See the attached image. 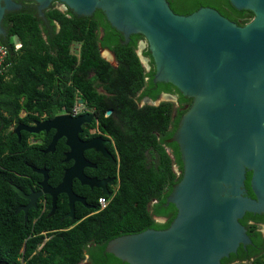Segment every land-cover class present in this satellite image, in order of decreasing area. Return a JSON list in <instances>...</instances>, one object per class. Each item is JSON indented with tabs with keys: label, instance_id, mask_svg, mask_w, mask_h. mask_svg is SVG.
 <instances>
[{
	"label": "trees",
	"instance_id": "trees-1",
	"mask_svg": "<svg viewBox=\"0 0 264 264\" xmlns=\"http://www.w3.org/2000/svg\"><path fill=\"white\" fill-rule=\"evenodd\" d=\"M168 1L177 14L189 15L201 7H212L241 26L255 16L252 10L237 9L230 0ZM36 13L27 7L7 11L3 19L7 36L0 35L1 44L14 46L13 37L23 43L18 53L12 49V66L0 75V261L79 264L89 254L93 264H130L106 248L116 237L151 228L166 229L175 219L178 209L168 197L182 179L184 168L179 144L168 140L192 99L172 83L154 82L151 52L146 54L151 57L153 68L147 72L136 51L143 34H133L129 43H122L123 34L110 24L103 10L97 9L91 16H78L72 9L68 13L50 9L47 21ZM73 42L82 43L80 62L70 52ZM101 46L115 50L119 69L101 56ZM98 80L106 93L98 91ZM162 92L177 94L178 104L169 100L159 105H140L145 96L156 100ZM78 96L96 109L101 130L116 139L120 161L110 171L117 183L112 189L114 195L100 190L94 199L97 209L101 196L109 199L107 207L88 216L90 210L81 207L77 218L80 222L75 226V221L64 220L67 205L62 199L55 215L46 212L40 216L42 207L31 208L25 220L24 212L16 211L27 200L12 184L27 191L38 184L42 175L31 164L46 166L50 183H59L66 146L59 141L54 152L46 153L52 133L43 142L31 144L29 138L33 134L25 131L20 140L12 127L40 119L44 113L53 118L64 109L72 112ZM109 109L113 112L107 116ZM251 176L250 171L246 188L248 195L255 197ZM156 217H165L167 221L160 223ZM240 221L252 243H258L257 222H264V214L247 212ZM252 245H248L250 250ZM237 258L241 260L232 264H264V252L232 253L221 264H231L229 260Z\"/></svg>",
	"mask_w": 264,
	"mask_h": 264
},
{
	"label": "water",
	"instance_id": "water-1",
	"mask_svg": "<svg viewBox=\"0 0 264 264\" xmlns=\"http://www.w3.org/2000/svg\"><path fill=\"white\" fill-rule=\"evenodd\" d=\"M34 1L44 15L43 10L54 0ZM60 1L79 16L103 10L111 25L127 38L131 33L144 34L156 63L155 82L172 83L194 99L168 140L179 144L184 168L182 179L168 197L178 209L175 219L166 229L116 237L106 250L130 264H221L240 244L251 242L239 219L247 212H264V0H230L239 10L254 12L255 18L244 26L212 7L177 14L168 0ZM20 8L15 0H0V35L7 36L3 27L6 12ZM92 120L91 114L62 113L17 125L14 132L19 137L22 130L39 134L54 129L45 152H54L65 137L70 148L66 160H75L56 187L49 184L46 167L33 165L44 176L42 190L26 193L12 184L29 200L16 211H24L25 220L30 209L38 207L37 198L43 191L53 197L51 214L59 194L66 193L71 209L68 215L74 219L75 202H85L73 190L74 178L112 195L106 186L109 179L90 178L83 171L85 166H95L85 158L86 149L110 157L103 149L102 137L83 141L79 136ZM250 171L255 197L248 195L246 188Z\"/></svg>",
	"mask_w": 264,
	"mask_h": 264
},
{
	"label": "flooded vegetation",
	"instance_id": "flooded-vegetation-1",
	"mask_svg": "<svg viewBox=\"0 0 264 264\" xmlns=\"http://www.w3.org/2000/svg\"><path fill=\"white\" fill-rule=\"evenodd\" d=\"M15 1H17L18 3L21 4V8L20 9H22L23 7H27L28 9L36 10L37 16L42 18V19H44V20H46V21L48 20L47 19V12L50 9H59V10H61L63 12H66V13H68L69 10L71 9L63 1L54 0V1H52V3L50 4L49 7L45 8L43 10L44 15H41V12L39 10V3L38 2H36L34 0H15ZM95 12H96V10H95ZM254 18H255V16L249 22H251ZM55 24H56V26L58 28L61 27L59 22L56 21ZM50 27H52V26H50ZM50 27H49V30L52 29ZM118 31H120V30H118ZM120 32L124 36V39L122 40V43H124V44H127V43L130 42L131 37H132L133 34H139V33H131L129 38H127L122 31H120ZM104 34H105L104 30L101 29L100 30V36L103 37ZM74 44H77L78 46H76V50H74V52H73L72 51V46ZM77 48H79V51L77 50ZM136 51H137V54L140 57L142 65L145 67V70L147 72H149L153 68V64H152V61H151V57L146 54L147 51L151 52V49H150V43H149L148 39L146 38V36L144 34H143V37L138 41V44L136 46ZM70 52L73 55H75L78 58V61L80 62L81 54H82V43L81 42H73L72 45H71V48H70ZM100 54H101V56L103 58H105L107 61H109L115 69H119V67L121 65H120V62L117 59V55H116L115 50L101 46ZM151 55H152V52H151ZM152 57H153V55H152ZM153 61H154V66H155V73H154V78H153V80H154L155 79V74H156V63H155L154 57H153ZM91 75L93 77L95 75V73H92ZM154 82H155V80H154ZM157 82H161V81H157ZM96 83L98 84V85H96L98 91L106 93L105 88L100 84L101 81L98 80V81H96ZM165 83H168V82H165ZM162 96H167V98L159 101ZM184 96H186V95H184ZM186 97L191 98L189 96H186ZM191 99H192V101H191L190 105L188 106V104H186L188 106V109H189V107L192 105V103L194 101L193 98H191ZM169 100L175 102L176 104H178V95L177 94H173V93H169V92H162L160 97L158 99H156V100H154V99H152V98H150L148 96H145L139 102H140L141 106H144L146 104L159 105L162 101H169ZM158 101H159V103L157 104ZM109 110H112V111L109 113L108 112ZM109 110L106 113L107 116L111 115L112 112H113V109H109ZM62 113H68V112L64 109V110L60 111L58 114H62ZM22 114H23V112H22ZM25 114H26V112H24V115ZM58 114H56V115H58ZM91 115L93 116L92 122L91 123H87V124H85L83 126V131L80 132L79 136H80L81 140H83V141H89V140H91L93 138H96V137H102L103 141H105L104 145H103V149L110 155V157L105 156L103 152L98 151V150H96L94 148L86 149L84 151L85 158L87 159V161H89L91 164H94L95 166H85L83 171H84V174L86 176L90 177V178H96L98 180L109 179L106 182V186H107V190L112 192V189H115L117 187V183H116L115 176L113 174H111L110 171H111L112 165L115 164V163H118L120 161V156L118 154V150H117V147H116V139L114 138L113 135L109 134L108 132L102 131L100 127H93L92 125H93V123L96 122V120L98 118V115H97L96 111H94V113L91 114ZM46 119H50V118H48V115L46 113H44V115H42L40 117V119H36V120H42L43 121V120H46ZM36 120H34L33 122L25 123V124H34V122ZM20 123H24V122H20ZM17 125L12 127L13 132H14L15 128L17 127ZM92 131H94V132H92ZM23 132H25V130L21 131V136L19 137L20 140L22 139V133ZM26 132H28V131H26ZM55 132L56 131L54 129H51L48 132L47 131H43V132H40L39 134L31 133L33 135L30 136L29 142L31 144H33V143H41V142H43V140L46 137V135H48L50 133H52V138H53V135H54ZM59 141H64L65 146H66V149L63 152V158H62L63 162L65 163L64 170H63V175H62V179H63L66 170L74 165L75 160L74 159H71L69 161L66 160V157H67L66 153L70 150L69 146L66 144V138L63 137ZM181 159H182V157H181ZM32 165L33 164H31V166ZM33 166H36V165H33ZM36 167L43 168V167H46V166H36ZM35 172H37V171H35ZM37 173H39V172H37ZM183 173H184V170H183ZM39 174H41V173H39ZM41 175H42V179L39 180L37 185L28 187L29 191L24 189L26 193H31L33 191L42 190V187L40 186V183L43 180L44 176H43V174H41ZM62 179H61V181H62ZM61 181L59 183L55 184V185L51 184L50 183V174H49V184L52 185L53 187L58 186L61 183ZM73 190L78 196L83 197L85 199V202H80V201H76L75 202V206H74L75 207L74 208V217L75 218L74 219H73V216L68 215L70 210H71L70 209V204H69V196L66 193H60L59 196H58V201H59V199H62L65 202V204L67 205V209H65V212L63 214L64 220L75 221V223L73 225V226H75V225H77L80 222V220H77V218H78V210L81 207L84 208V209L90 210V212L86 216L91 215V214H93V213H95V212H97L98 210L101 209V208L97 209V204L95 203L94 199H95V196L99 193L100 190L102 192L104 190L101 187H91L89 185L82 184L81 181L79 179H77V178L73 179ZM24 199H26V198H24ZM52 199H53L52 195L50 193L46 192V191H43L42 195L38 196V198H37V206L38 207L35 208V209H39L40 207H42L40 216H42L46 212H49V216L55 215L56 210L58 209V202H57V207H56L54 213L51 214L52 208H53ZM26 200H27V202L23 203L21 205L28 204L29 200L28 199H26ZM65 208H66V206H65ZM258 214H264V212L263 213H258ZM86 216H84V217H86ZM28 217H29V215H28ZM159 218H165V217H156V220L158 222H160V223H164V222L167 221V218H165V221L164 220L161 221V220H159ZM241 219H239V221ZM250 222L253 223L252 220ZM240 223H241V221H240ZM256 230L260 233V239L256 240L258 243H252V238L248 234L250 239H251V242L248 243V244H240L238 249H237V251L235 253H237V252H264V241H263V239H264V222H257ZM249 244H253L252 245L253 246L252 250H250L248 248ZM241 247L244 248L243 251L240 250ZM225 258H227V257H225ZM240 260L241 259H239V258L234 259V260L230 259L229 263H231V264L232 263H236V262H238ZM93 263H94V261L92 259H90V255L87 254L85 259L82 260L79 264H93Z\"/></svg>",
	"mask_w": 264,
	"mask_h": 264
},
{
	"label": "built area",
	"instance_id": "built-area-1",
	"mask_svg": "<svg viewBox=\"0 0 264 264\" xmlns=\"http://www.w3.org/2000/svg\"><path fill=\"white\" fill-rule=\"evenodd\" d=\"M13 43H14L13 44L14 46H10L7 44H1L0 43V75L6 74V72L9 71V68L12 66L11 60H9V58L12 54V49L14 50L15 53H18L22 49L23 43L20 40L13 41ZM76 46H78V45L74 44L72 46L73 52H74V50H76ZM79 48H77L78 51H79ZM78 98H81V97L78 96ZM94 110H95L94 108H91L88 105L87 101L79 102V99H78L71 114L73 116H76L78 114H84V113L93 114ZM23 114H24V112H23ZM92 132H94V131H92ZM98 203L100 205V208L104 209L109 204V199L106 198V196H101L98 199Z\"/></svg>",
	"mask_w": 264,
	"mask_h": 264
},
{
	"label": "clouds",
	"instance_id": "clouds-1",
	"mask_svg": "<svg viewBox=\"0 0 264 264\" xmlns=\"http://www.w3.org/2000/svg\"><path fill=\"white\" fill-rule=\"evenodd\" d=\"M19 40V39H18ZM14 41V40H13ZM78 98V97H77ZM79 99V102H81V101H85L83 98H78ZM77 99V100H78ZM77 100H76V102H77ZM76 104V103H75ZM74 109V108H73ZM95 109V108H94ZM73 111V110H72ZM95 111V110H94ZM23 112H25V111H23ZM69 114H71L72 112H68ZM84 114H91V113H84ZM24 115V114H23ZM72 115V114H71ZM78 115H83V114H78ZM73 116V115H72ZM77 116V115H76ZM93 127H100V120H99V118H97V120H96V122L94 123V125H92ZM93 130V129H92ZM114 195V192H112V195H110V196H113ZM47 239V238H46Z\"/></svg>",
	"mask_w": 264,
	"mask_h": 264
},
{
	"label": "rangeland",
	"instance_id": "rangeland-1",
	"mask_svg": "<svg viewBox=\"0 0 264 264\" xmlns=\"http://www.w3.org/2000/svg\"><path fill=\"white\" fill-rule=\"evenodd\" d=\"M13 40H14V41H17V40H18V37H13Z\"/></svg>",
	"mask_w": 264,
	"mask_h": 264
}]
</instances>
